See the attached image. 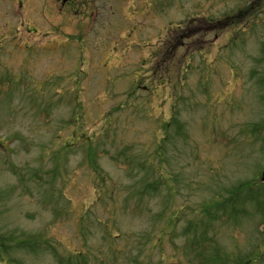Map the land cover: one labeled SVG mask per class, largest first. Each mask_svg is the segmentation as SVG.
I'll list each match as a JSON object with an SVG mask.
<instances>
[{"label":"rangeland","instance_id":"374dc122","mask_svg":"<svg viewBox=\"0 0 264 264\" xmlns=\"http://www.w3.org/2000/svg\"><path fill=\"white\" fill-rule=\"evenodd\" d=\"M41 1L0 0V264H264V0Z\"/></svg>","mask_w":264,"mask_h":264},{"label":"flooded vegetation","instance_id":"af4514ba","mask_svg":"<svg viewBox=\"0 0 264 264\" xmlns=\"http://www.w3.org/2000/svg\"><path fill=\"white\" fill-rule=\"evenodd\" d=\"M124 0H52L51 2L54 3V7L56 10H65V12L73 11L74 3L76 4V8L79 10L83 9L82 11H86V8H90L88 12V16H91L92 13H95L99 15V11L103 10L105 12L106 10H110L114 14L118 12V9H121L120 3ZM140 2L142 4L147 5V2L151 4L152 0H133V2ZM89 2L90 5H89ZM99 2L101 5H96V3ZM152 7V6H151ZM54 11V10H53ZM151 13L150 11H147L146 14ZM97 17V16H96ZM199 17V16H197ZM57 29V28H56Z\"/></svg>","mask_w":264,"mask_h":264},{"label":"trees","instance_id":"16d2710c","mask_svg":"<svg viewBox=\"0 0 264 264\" xmlns=\"http://www.w3.org/2000/svg\"><path fill=\"white\" fill-rule=\"evenodd\" d=\"M252 192H253V190H252ZM252 256L253 255L243 258V260L240 261V263H238V264H255V262L260 258V256H257V255L254 257H252ZM255 257H257V258H255Z\"/></svg>","mask_w":264,"mask_h":264},{"label":"water","instance_id":"95a60500","mask_svg":"<svg viewBox=\"0 0 264 264\" xmlns=\"http://www.w3.org/2000/svg\"><path fill=\"white\" fill-rule=\"evenodd\" d=\"M262 181L264 182V172H263V174H262Z\"/></svg>","mask_w":264,"mask_h":264}]
</instances>
